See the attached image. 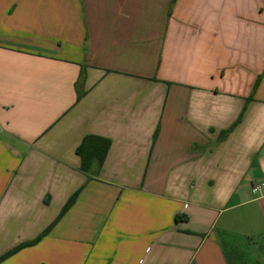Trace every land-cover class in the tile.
I'll list each match as a JSON object with an SVG mask.
<instances>
[{
    "label": "crops",
    "instance_id": "crops-1",
    "mask_svg": "<svg viewBox=\"0 0 264 264\" xmlns=\"http://www.w3.org/2000/svg\"><path fill=\"white\" fill-rule=\"evenodd\" d=\"M170 4L0 0V264H264V0Z\"/></svg>",
    "mask_w": 264,
    "mask_h": 264
},
{
    "label": "trees",
    "instance_id": "trees-1",
    "mask_svg": "<svg viewBox=\"0 0 264 264\" xmlns=\"http://www.w3.org/2000/svg\"><path fill=\"white\" fill-rule=\"evenodd\" d=\"M175 0H171L170 6L174 3ZM84 72L81 71V77L80 81L81 84L83 83ZM82 92H79L78 97ZM228 132V130H225L221 133V136H224L225 133ZM156 133H154L155 136ZM111 145V139L105 136L89 133L83 136L81 139L80 143L76 147V153L80 158V163H79V170L82 171L83 173L87 174L89 177L91 176V173H96L98 169L102 166L105 157L107 155V152L109 150V147ZM78 194V190L75 191L65 202L63 207L61 208L59 214L55 218V220L49 224L39 235H37L34 239L25 241L13 249L9 250L8 252L4 253L3 255L0 256V259L12 254L15 252L17 249L20 247L26 246V245H31L36 243L37 241L40 240V238L45 235L51 227L55 224V222L63 215V213L73 204L76 196ZM46 201V200H45ZM175 219L178 221L180 219V215H176Z\"/></svg>",
    "mask_w": 264,
    "mask_h": 264
},
{
    "label": "built area",
    "instance_id": "built-area-1",
    "mask_svg": "<svg viewBox=\"0 0 264 264\" xmlns=\"http://www.w3.org/2000/svg\"><path fill=\"white\" fill-rule=\"evenodd\" d=\"M258 188H259L258 185H256V186L253 187L254 190H257Z\"/></svg>",
    "mask_w": 264,
    "mask_h": 264
},
{
    "label": "rangeland",
    "instance_id": "rangeland-1",
    "mask_svg": "<svg viewBox=\"0 0 264 264\" xmlns=\"http://www.w3.org/2000/svg\"><path fill=\"white\" fill-rule=\"evenodd\" d=\"M250 246H254V245H250ZM250 246L247 249H250V250L254 249V247H250Z\"/></svg>",
    "mask_w": 264,
    "mask_h": 264
}]
</instances>
